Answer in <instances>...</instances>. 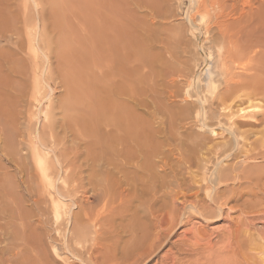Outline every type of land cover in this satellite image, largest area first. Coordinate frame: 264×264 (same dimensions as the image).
<instances>
[{"label": "rangeland", "instance_id": "obj_1", "mask_svg": "<svg viewBox=\"0 0 264 264\" xmlns=\"http://www.w3.org/2000/svg\"><path fill=\"white\" fill-rule=\"evenodd\" d=\"M53 1L0 0V264H89L90 251L96 248L94 240H97L94 244L99 242L98 249L101 242L108 245L110 240L106 238L113 236L108 230V220L114 219L120 210L125 212L126 203H132L136 213L156 204L147 222L148 235L139 232L138 236L142 244L148 240L149 245L151 240L146 237L153 235L155 239L159 231L155 226L167 230L169 226L164 220L174 215L176 207L172 220L177 225L158 242V251L149 250L151 254L145 247V257L137 264H264V144L258 141L264 138V0H204L209 10L207 17L204 15L206 21L197 13L198 0H66L71 4L68 8L65 7L68 3L64 6V1L58 0L65 7L64 13L57 1V6ZM54 6L60 8L56 11ZM68 30L77 34H73L74 38L69 35V48L75 51L69 55L67 49L64 58H69L65 59L69 63L57 51L62 39L68 37ZM66 63L69 71L73 66L76 68L73 71H83H78L76 77L85 76L87 81L83 78V82L90 84H83L85 88L96 84L101 92L105 90V101L108 99L105 102L103 97L101 103L99 88H91L95 89L94 94L90 92L91 99L96 96L99 101L91 100L94 108L99 105L106 110L118 108L127 112H123L125 115L116 111L125 120L127 114L132 116L134 112L127 124L123 120L125 131L121 127V135L124 137L127 132L128 137L125 135L126 144L119 150L125 153L121 158L128 167L121 172L116 170V175L113 171H107L113 175L105 174L107 178L114 176L116 181L112 186L115 193L111 190V195L120 196L114 200L115 206L104 207L106 213L100 211L101 189L95 198L94 186L88 181L92 175V162L85 155L88 143L84 145L72 137H64L58 128L56 132L64 137L63 145L45 148L50 152L48 157L56 162L53 150L57 153L65 148L77 155V160L72 170L66 162L61 167L57 165V171L49 177L36 168L28 154L32 146L42 147L38 141L46 125L45 116L50 113L55 120H62V114L58 115L61 112L52 108L62 101L66 92V80L61 76ZM33 78L38 80L31 81ZM35 82L41 90L33 100L30 94ZM24 94L34 107L28 108L30 104L26 105ZM250 106L258 109L246 116L238 113ZM14 130L15 138L19 135L13 141L17 156H13L16 154L10 151L8 141ZM235 138L240 142L246 140L250 150L246 147L235 153ZM233 142L232 151L225 153L226 145ZM130 151L134 160L126 156ZM207 159L212 163L205 167ZM220 165L229 173L239 170L247 181L251 174L254 184L243 182L246 184V189H241L243 199L222 205L218 219H205L196 212L189 214L193 210L191 204L199 199L193 194L196 188L185 186H196L204 172L203 176L208 177ZM144 166H148L146 170ZM150 171H155V176ZM157 173L164 174L163 178ZM71 175H75L74 182ZM144 175L149 178L146 180ZM158 176L167 178L170 186L164 188L162 185L167 182L159 178L160 183ZM220 189L228 191L224 183ZM203 193L200 199L206 194ZM55 202L61 205L60 218ZM199 204L215 208L206 200ZM97 211L103 216L102 227L89 228L80 245L78 230L88 216L98 215Z\"/></svg>", "mask_w": 264, "mask_h": 264}, {"label": "bare ground", "instance_id": "obj_2", "mask_svg": "<svg viewBox=\"0 0 264 264\" xmlns=\"http://www.w3.org/2000/svg\"><path fill=\"white\" fill-rule=\"evenodd\" d=\"M24 1V0H23ZM56 1H57V3H58V0H54L53 2H54V5L56 4ZM62 1H64V2H66V0H62ZM84 1V0H83ZM204 0H198V6L200 7L199 8V10L198 9H196V10H198V12L197 13H199V15H201L200 17H201V19L202 20H205V17H207L206 15V12L208 13L209 12V10H207L208 9V5H206L204 2H203ZM60 2V4L58 5V4H56V6L58 5V6H60V7H62V9H59V10H61L62 12L64 11L63 9L66 7V8H68V6H70L69 5V1H67L65 4H63L61 1H59ZM89 2V1H88ZM61 3H62V5H66L67 3H68V5H66L64 8H63V6L61 5ZM204 3V4H203ZM215 3V2H214ZM73 4V3H72ZM81 4V3H80ZM79 4V5H80ZM75 5H77V2L75 1V3H74V6ZM55 7V6H54ZM60 7H58V8H60ZM56 8V11H57V7H55ZM54 8V9H55ZM72 8H73V5H72ZM75 8V7H74ZM76 8L78 9V6H76ZM76 9V10H77ZM72 10V9H71ZM211 12V11H210ZM64 13V12H63ZM66 13H67V10H66ZM65 13V14H66ZM239 13V12H238ZM194 14V13H193ZM209 14V13H208ZM67 15V14H66ZM204 15H205V17H204ZM235 15V14H234ZM65 16V15H64ZM86 16V15H85ZM195 16H196V14H195ZM26 17V16H25ZM199 17V16H198ZM89 18V17H88ZM91 18V17H90ZM209 18V17H208ZM218 19V18H217ZM211 20V19H210ZM214 20V19H213ZM206 21V20H205ZM216 23V22H215ZM217 23H218V21H217ZM190 24H192V22L190 23ZM205 24V23H204ZM203 24V25H204ZM209 24V23H208ZM220 24V23H219ZM210 25V24H209ZM61 27V26H60ZM201 27V26H200ZM67 29H69L68 27H66ZM63 29V28H62ZM208 29V28H207ZM27 30V29H26ZM209 30V29H208ZM211 30V29H210ZM69 31L70 30H68V37H66V38H64V39H62V41L60 42V44H59V50H58V48H57V51H59V54H60V56L61 57H66L67 55H68V53H67V49H68V51H70L69 52V55H73V53L75 52V51H73L74 49H72L73 48V46H72V52H71V50H70V48H69V46H71V38H70V36L72 35V37H73V34L75 35L76 33L74 32V31H72L73 33H69ZM67 32V31H66ZM211 32V31H210ZM65 33V32H64ZM70 35V36H69ZM77 35V34H76ZM66 36V35H65ZM64 35H63V37H65ZM62 36H61V38H63ZM222 37H223V35H222ZM74 38V37H73ZM72 38V39H73ZM77 38V37H76ZM75 38V39H76ZM223 38H225V36L223 37ZM74 39V41L76 42V40L78 39H76L75 40ZM209 39H210V37H209ZM212 40V39H211ZM223 41H224V39H223ZM73 42V41H72ZM208 42V41H207ZM54 43H56V42H54ZM77 43V42H76ZM76 43L74 44L75 46H76ZM222 43H224V42H222ZM78 44V43H77ZM219 44H221V43H219ZM72 45H73V43H72ZM78 46V45H77ZM213 46V45H212ZM57 47H58V45H57ZM220 47V46H219ZM221 48V47H220ZM229 48V47H228ZM93 49V48H92ZM49 50V49H48ZM88 50V49H87ZM217 50V49H216ZM94 51V50H93ZM78 52V51H77ZM72 53V54H71ZM32 55V54H31ZM75 56H76V53L74 54ZM98 55V54H97ZM225 55V54H224ZM56 56H58L59 57V55H58V53H57V55ZM226 56V55H225ZM231 56V55H230ZM218 57V56H217ZM235 57V56H234ZM60 58V57H59ZM63 58H61V59H63ZM99 58V57H98ZM56 59H57V57H56ZM65 59H68L69 60V58H64L63 60L65 61V62H67V60H65ZM72 59V58H71ZM97 59V58H96ZM230 59V58H229ZM228 59V60H229ZM227 60V61H228ZM99 61V60H98ZM74 62H75V60H74ZM84 62V61H83ZM67 63H69V62H67ZM66 63V66H65V68L63 67V70H64V75L63 74H61V76H63V78H65V84H64V86H66V89H65V95L61 98L62 99V101H59V103L57 104V106L55 105L52 109L54 110V109H58V111L59 112H61L60 114H58V115H61L62 114V120H59V118H58V120H55L53 117H52V115L50 114V113H48V115H47V117L45 116V118H46V122H45V124L46 125H44V129H43V131H42V135H40L39 136V134H38V136H39V141H38V144L40 145V146H42V147H39V146H32L33 144V142L31 143L32 145V147L31 148H29L28 149V154H30L31 155V157H32V159H33V161H34V165L36 166V168L40 171V172H42V174L44 175V176H46V177H49V175H51V174H53V173H55L57 170V168H58V166L57 165H59L60 167L63 165V163H68L67 164V166L72 170V165H73V163L77 160V155H73V153H71V152H69L68 150H66L65 148H64V150L62 149V150H59V151H57V153H56V151L55 150H53L55 147H57V146H61V145H63V141H64V137H72V139L73 140H78V141H80V143H84V145H86L87 143H88V145H89V150L86 152L87 154H85V155H87V159L88 158H90V162H92L91 163V165H90V162L89 161H87V162H89V163H87V164H89L90 165V167H91V172H92V175L88 178V181L90 182V184L91 185H93L94 186V188H93V192H94V194H96V196H95V198H97L98 196H97V194H98V192H99V189H101V194H100V196H99V198H100V202H101V205H103L102 206V209L100 210V211H102V212H104V213H106L107 212V210L106 209H104V207H107V205L108 204H113V202H115L114 200H118L119 199V197L120 196H118V195H114V196H112L114 193H115V191H114V188L112 187L113 186V184L115 185L116 183H114V181L115 180H113V177L114 176H109V178H107V175H116L114 172L117 170V171H120L121 172V169H125L126 167H128L127 165H125L124 166V164H123V160H122V158L121 157H125V153L123 154V153H121L122 151L121 150H119L120 149V147L122 148V146L124 145L125 146V141H126V139H124V137H125V135L126 134H128L127 132H125L123 135H124V137L121 135V131H122V128L121 127H123V120L125 121V123H126V120H128L130 117H132V116H134V112L132 111V116H130V114L128 115L127 114V118L128 119H124L125 117V113H127V112H125V111H122V112H120L119 111V109L117 108H114V109H112V108H109V110H106V107H105V109L103 108V109H101V107H100V105L99 106H97V108H94L95 107V104L94 105H92V99H94V98H96V96L94 97V98H92L91 99V97L93 96V95H91L90 94V92L92 91V94H94V90L93 89H91V88H94V86L96 85H94L93 84V82H91V84H93V87H90L89 89L88 88H85V84H86V86H88V85H90L89 84V81L88 82H83V80H85V76L82 78L81 76H82V74H79L80 75V77L83 79H79V76H78V78L76 77V74H77V72L79 71V70H77L76 72L75 71H73V69H76V68H74V66L71 68L70 67V69L73 71H69L68 69H69V67L67 68V64ZM97 63V62H96ZM226 63V62H225ZM58 64V63H57ZM73 64V63H72ZM227 65V64H226ZM64 66V65H63ZM69 66V65H68ZM78 66V65H77ZM92 66V65H91ZM80 67H82V66H80ZM83 68V67H82ZM81 68V69H82ZM38 69H39V67H38ZM78 69V68H77ZM29 70V69H28ZM34 71V70H33ZM36 71V70H35ZM60 71H62V68H61V70ZM228 71V70H227ZM32 72V71H31ZM79 72H83V71H79ZM95 72V71H94ZM226 72V71H225ZM48 73V72H47ZM229 75V74H228ZM61 76H60V78H61ZM104 76V75H103ZM89 77V76H88ZM231 77V76H230ZM96 78V77H95ZM62 79V78H61ZM37 81V80H35L34 78L31 80V81ZM62 81V80H61ZM85 81H87V80H85ZM60 82V81H59ZM230 82V81H229ZM31 83V82H30ZM43 83V82H42ZM61 84H62V82H60ZM32 84H33V82H32ZM84 84V85H83ZM88 84V85H87ZM38 85H39V83L38 82H35L34 83V85H33V88L31 89V94H30V96L32 95V97H33V100H35L37 97H36V95H37V93H38V91H40L41 89L39 88L40 87V85H39V87H38ZM212 85H214V83L212 84ZM216 85V84H215ZM230 85V84H229ZM62 86V85H61ZM64 86H62L63 88H65ZM26 87V86H25ZM24 87V88H25ZM95 87H97V86H95ZM42 88V87H41ZM97 88H99V87H97ZM228 88V87H227ZM40 89V90H39ZM217 89V88H216ZM33 90V91H32ZM98 90V89H97ZM214 91H216L215 89H213ZM99 91H100V88H99ZM26 91H24V93H25ZM103 92H105V90L103 91L102 90V92L100 91L99 93H101L102 94V98H100L99 99V101L101 100L102 101V99H103V97H104V95H103ZM210 92V91H209ZM106 93V92H105ZM39 95H40V93H38ZM96 94V93H95ZM215 94V93H214ZM217 94V93H216ZM23 95V94H22ZM25 95V94H24ZM29 95V94H28ZM106 95V94H105ZM26 96V99H27V104L26 105H28V104H30V103H28V102H30L29 100H28V96L27 95H25ZM38 96V95H37ZM97 96H99V94L97 95ZM107 96V95H106ZM31 97V98H32ZM30 98V97H29ZM52 98V97H51ZM60 98V97H59ZM58 98V99H59ZM98 98V97H97ZM95 99V101L96 100H98V99ZM107 99L108 98H106V101H107ZM138 99V98H137ZM42 100V99H41ZM92 100V101H91ZM104 101H105V97H104V99H103ZM99 101H96L97 103L99 102ZM100 101V102H101ZM105 101V102H106ZM35 102V101H34ZM39 102V101H38ZM37 102V103H38ZM103 102V101H102ZM101 102V103H102ZM108 103V102H107ZM106 103V104H107ZM23 104V103H22ZM34 105V104H33ZM92 105V106H91ZM34 107V106H32V103L30 104V105H28V108L29 107ZM43 106V105H42ZM51 106V105H50ZM25 107V106H24ZM100 107V108H99ZM33 108H30V110H32ZM108 109V108H107ZM111 109V110H110ZM116 109V110H115ZM254 109H258V107H254V106H250L249 108H247V109H241L238 113L239 114H243V115H247L249 112H251L252 110H254ZM29 110V109H28ZM27 110V111H28ZM48 110H50V109H48ZM53 110H50V111H53ZM115 110V111H114ZM116 111H119L120 112V114L121 113H123V112H125V113H123V114H125V115H123V117L124 118H121L120 116L121 115H118L119 114V112H118V114L116 113ZM30 112V111H29ZM46 112H48V111H46ZM52 113V112H51ZM53 113H55V111H53ZM129 113H131V111H129ZM46 114V113H45ZM57 116V115H56ZM129 116V117H128ZM57 118V117H56ZM31 119V118H30ZM61 119V118H60ZM132 119V118H131ZM131 119H130V121L129 122H132L131 121ZM45 120V119H44ZM133 120V119H132ZM28 121V120H27ZM30 122V121H29ZM208 123V122H207ZM127 124V123H126ZM129 124V123H128ZM206 124V123H205ZM14 126H16V124L14 125ZM204 127H206L207 125H203ZM129 127V126H128ZM131 127V126H130ZM58 128H60V131L62 132V134L64 135V137L62 138V136H60L61 134L60 133H57L56 131H57V129ZM123 129H124V131H125V128L123 127ZM126 129H127V131H128V129L129 128H127L126 127ZM13 130V129H12ZM15 131V130H14ZM134 131V130H133ZM129 132V131H128ZM16 133H17V131H15V132H12L11 134H9V139H8V141H9V148H10V151L12 152V154H14L15 153V151H16V149H15V151H14V149H13V141L15 140V139H19V135L17 136L18 138H15V136H16ZM20 133V135H22V132H19ZM57 133V134H56ZM263 133V136H264V132H262ZM40 134H41V132H40ZM119 134L121 135V137L119 136ZM135 134V133H134ZM135 136V135H134ZM134 136H132V137H134ZM126 137H128V135H126ZM129 137H130V135H129ZM15 138V139H14ZM18 141V140H17ZM235 146H234V142L233 143H231V144H229V145H226L227 146V148H224V152L225 153H227V152H229L230 150H231V148H232V146H234V148H235V153H240L241 151H242V149H245L246 147H248L247 149H249L250 150V148H249V146H251V145H249V143L247 144V142H246V140H244V141H241L242 142V145H241V142H240V140L238 139V138H235ZM260 143H262V144H264V138L262 139V140H258ZM16 142V141H15ZM36 144H37V142H35ZM65 143V142H64ZM17 145V144H16ZM18 145H23V143L21 144V143H19ZM53 146L54 148L52 149L53 150V152H55V157H56V162L52 159V158H50V157H48L49 156V153L50 152H46L45 151V148H48L49 146ZM262 146V145H261ZM64 147V146H63ZM264 147V146H263ZM44 148V149H43ZM234 148H233V152H234ZM131 149H133V148H131ZM246 149V150H247ZM260 149V148H259ZM58 150V149H57ZM156 150V149H155ZM248 150V151H249ZM253 150V149H252ZM9 151V152H10ZM134 151V150H133ZM132 151V152H133ZM209 151V150H208ZM216 151V150H215ZM219 151V150H218ZM232 151V150H231ZM255 151V150H254ZM128 152V151H127ZM136 151H134L133 153H135ZM233 152H231V153H233ZM250 152V151H249ZM262 152V151H261ZM264 152V151H263ZM79 153V152H78ZM132 153V154H133ZM172 153V152H171ZM209 153V152H208ZM221 153H222V155H223V152H222V150H221ZM235 153H233V154H235ZM260 153V152H259ZM11 154V153H10ZM16 154V153H15ZM72 154V156H74V158H72V157H70V155ZM121 154H123V155H121ZM129 154V153H128ZM136 154V153H135ZM233 154H232V156H233ZM245 154H247V155H249V153H247V151L245 152ZM251 154V153H250ZM253 154V153H252ZM210 155V154H209ZM216 155V154H215ZM219 154H217V156H218ZM221 155V156H222ZM246 155V156H247ZM257 155H258V152H257ZM13 156H17V154L16 155H13ZM127 156V158H128V156H129V159H130V156H131V151H130V154L129 155H126ZM134 157H135V155H133ZM217 156H216V158H217ZM132 157V156H131ZM227 157V156H226ZM84 158H86V157H84ZM133 158V157H132ZM131 158V159H132ZM210 158H212V157H210ZM220 158V157H219ZM229 158V157H228ZM133 160H134V158H133ZM132 160V161H133ZM153 160V159H152ZM213 160V159H212ZM214 160H215V158H214ZM86 161V160H85ZM126 161H127V159H126ZM252 161V160H251ZM125 162V161H124ZM165 162V161H164ZM190 162V161H189ZM248 162V161H247ZM65 163V164H66ZM208 163H212L211 162V160L210 159H207V160H205V167L207 166V164ZM64 164V165H65ZM127 164V163H126ZM129 164V163H128ZM148 164H150V163H148ZM148 164H146V165H148ZM166 164V163H165ZM222 164V163H221ZM66 166V165H65ZM66 166V167H67ZM150 166L152 167V163L150 164ZM149 166V167H150ZM64 167V166H63ZM62 167V168H63ZM79 167V166H78ZM145 167H148V166H144L143 168H145ZM218 167V166H217ZM227 167V166H226ZM242 167V166H241ZM112 168V169H111ZM61 169V168H60ZM127 169V168H126ZM206 169H208V167L206 168ZM212 169V168H211ZM210 169V170H211ZM214 169V168H213ZM229 169V168H228ZM236 168L234 167L233 168V170H235ZM130 170H131V168H130ZM129 170V171H130ZM143 170H146V168L145 169H143ZM199 170V169H198ZM205 170V169H204ZM249 170V169H248ZM111 172V171H113L112 173L113 174H111V173H108V172ZM116 171V172H117ZM147 171H149L148 169H147ZM163 171V170H162ZM206 171V170H205ZM239 171V170H238ZM236 172L235 173V171H234V173H229L228 171H227V168H225V166H224V168H222V166L220 165L217 169H214V170H212V173H211V175L210 176H203L204 174H205V172H204V174L202 175V179L201 180H199V181H197V185L195 186V185H193V186H190V187H188V186H185L187 189L188 188H193L194 187V189L196 188V192L195 193H193L194 194V196H195V198H198L199 199V202H204L205 200H206V202H210L211 203V206H214L215 208H213V210L211 209V208H208V207H203L202 205H200L199 204V202L198 203H192L191 204V207L193 208V210H191L190 212H189V214H195V212L198 214V215H200L201 217H203V218H205V219H207V218H212V217H214V218H217V217H219L220 215H221V213H222V211H223V208H222V205H226L228 202H231L233 199L235 200H237V201H241L242 199H243V195L241 194V189L242 190H245L246 189V187H244V185H246L248 182H252L253 184H254V182H253V177L252 176H250L249 175V177H248V181L243 177V173H239V172ZM66 172H68L67 170H66ZM70 172V171H69ZM68 172V173H69ZM150 172H152V171H150ZM154 172V173H153ZM152 172V174H154V176H155V171H153ZM107 173V175H105ZM130 172H128L127 174H126V176L127 175H130L129 174ZM72 174V173H71ZM144 174H145V171H144ZM147 174H148V172H147ZM152 174H151V176H152ZM158 175L160 174V173H157ZM208 174V173H207ZM68 175H70V173L68 174ZM122 175V174H121ZM120 175V176H121ZM135 175V174H134ZM143 175V174H142ZM161 175V174H160ZM164 174H162L161 175V177L163 176ZM209 175V174H208ZM145 176V179H146V177L147 178H149V175L148 176H146V175H144ZM151 176H150V178H151ZM157 176V175H156ZM165 176H166V174H165ZM164 176V177H165ZM190 176V175H189ZM118 177V176H117ZM124 177V176H123ZM128 177V176H127ZM126 177V178H127ZM153 177V176H152ZM161 177H159L158 176V179L157 180H159V178H161ZM166 177H169L170 178V176H166ZM207 177V178H206ZM71 178H72V180H73V182H74V179H75V175H71ZM134 178V176L132 177V179ZM153 178H155V177H153ZM163 178V177H162ZM161 178V180L164 182V180L166 181V179L167 178H164V180ZM232 178V179H231ZM51 179V178H50ZM121 179V178H120ZM131 179V178H130ZM48 180V179H47ZM117 180V179H116ZM119 180V179H118ZM123 180H124V178H123ZM122 180V181H123ZM128 180H129V177H128ZM127 180V181H128ZM143 180V179H142ZM147 180V179H146ZM153 180V182H154V179H152ZM152 180H151V182H152ZM161 180H159L160 181V183H161ZM126 181V182H127ZM116 182V181H115ZM119 182V181H118ZM152 182V183H153ZM158 182V181H157ZM167 182V185H162L164 188L165 187H168V183H169V181H166ZM243 182H245L246 184H242ZM47 183V182H46ZM49 183V182H48ZM131 183V182H130ZM141 183H144L143 181L141 182ZM221 183H224L225 184V189H228V191H221V189H220V187H221ZM119 184H120V182H119ZM144 184H146V183H144ZM148 184V183H147ZM162 184H165V183H162ZM193 184V183H192ZM238 184H239V187H236L235 188V186H238ZM50 185H52V184H50ZM118 185V184H117ZM129 185V184H128ZM132 185V184H131ZM149 185V184H148ZM158 185V184H157ZM190 185V184H189ZM232 185V186H231ZM256 185V184H255ZM48 186V185H47ZM119 186V185H118ZM133 186V185H132ZM150 186H152V184L150 185ZM160 186V185H159ZM158 186V187H159ZM170 186V185H169ZM231 186V187H230ZM111 187L113 188V189H111ZM114 187H117V186H114ZM145 187V186H144ZM153 187V186H152ZM242 187H244V188H242ZM47 188V187H46ZM54 188V187H53ZM118 188V187H117ZM132 188V187H131ZM149 188H151V187H149ZM223 188V187H222ZM92 189V188H91ZM133 189H134V186H133ZM147 189V188H146ZM152 189V188H151ZM184 189V188H183ZM111 190H113L112 192H113V194L111 195ZM116 190V189H115ZM135 191V190H134ZM133 191V192H134ZM155 191V190H154ZM184 191V190H183ZM99 192V193H100ZM132 192V194H134ZM156 192V193H155ZM154 193L155 194H157L158 192L157 191H155ZM168 192V191H167ZM203 192H206V194H205V196H204V198H202V199H200L201 198V194L203 193ZM152 193V192H151ZM154 193H153V195H154ZM170 193V192H169ZM136 194V193H135ZM134 194V195H135ZM144 194V193H143ZM140 195V196H144V195ZM166 194V193H165ZM168 194V193H167ZM204 194V193H203ZM146 196H147V194H145ZM149 195V194H148ZM192 195V194H191ZM136 196V195H135ZM145 196V197H146ZM151 196V195H150ZM156 195H154V197H155ZM169 196H171V195H169ZM117 197V198H116ZM133 197V196H132ZM148 198L147 199H149V196H147ZM163 197H165L166 198V196H162V198ZM123 198V197H122ZM121 198V199H122ZM133 198H135V197H133ZM140 198V197H139ZM170 198V197H169ZM184 198H186V196L184 195ZM125 199V198H124ZM132 198H130V200H131ZM142 199V198H141ZM145 200V201H148V200ZM150 199L153 201L154 199H153V197L151 196L150 197ZM160 199V202L162 201V199L161 198H159ZM171 199V198H170ZM164 200V199H163ZM127 201V200H126ZM129 201V200H128ZM152 201H150V202H152ZM167 201V200H166ZM175 201V200H174ZM223 201V202H222ZM239 201V202H240ZM119 202V201H118ZM122 202H123V200H122ZM154 202V201H153ZM164 202H165V200H164ZM172 202V201H171ZM59 203V202H58ZM58 203H54L55 205H54V207H55V210H56V213L58 214V218H60V216H61V213H60V210H61V205L59 204L58 205ZM119 203H121V202H119ZM156 203H158V202H156ZM163 203V202H162ZM168 203V201L166 202V204ZM146 204V203H145ZM148 204H150L151 205V203H148ZM147 204V205H148ZM165 204V203H164ZM164 204L162 205V206H164ZM114 205V204H113ZM119 205V204H118ZM121 205H122V203H121ZM156 206V204L154 203H152V206H150L146 211H143L142 210V212L141 213H136V209L133 211L132 209H133V206H132V203H126V206L125 207H123V210L125 211V212H123V213H121L122 212V210H120L117 214H115V216H114V219H109L108 220V224H109V231L110 232H113V236H108V238H106L105 240L106 241H108V240H110V242L108 241V245H105L104 243H105V241H104V243H102L101 242V244L99 245L101 248L100 249H98L97 248V246H98V244H99V242H96L95 244H94V242L95 241H97L96 239L94 240V242H93V245H95L96 246V248H94V252L93 251H90V253H91V259H88V262H92L93 264H137L138 263V261H140V259H142L143 257H145V255L143 254V249L146 247L147 249H148V251L149 250H156V251H158V247H156V245L158 244V242H162V237L163 236H166L167 234L168 235H170L169 233L172 231V229H174V227L177 225V224H174L175 222V220L173 219L172 220V217L173 216H175V212H176V207L173 205V203H171V205H173L174 207H175V212L173 213L174 215L172 216V214H170L171 215V217L170 218H166V220H164V222L166 223L167 222V224H168V229L167 230H165V231H163L161 228H163L161 225H158V226H155V229L156 230H158L159 229V231L157 232V231H155V232H157L156 234H155V236H154V238L155 239H153V235H149L148 237H146L147 239H149V240H151V242H150V245H149V241L147 242H145V241H143V242H145V243H141L142 242V240L141 239H139L138 238V236H139V232H140V234H147L149 231V229H150V225H148L147 224V222H148V220H150L151 219V216H149L150 214H151V211L153 210V206ZM242 205H245L244 204V202H243V204ZM115 206V205H114ZM114 206H111L112 208L114 207ZM120 206V205H119ZM118 206V207H119ZM161 206V207H162ZM169 206H170V204H169ZM169 206H167L168 208H169ZM190 206V205H189ZM246 206V205H245ZM245 206H243V207H245ZM135 208H137L136 206H134ZM140 207H141V205H140ZM161 207H160V209H161ZM172 207V206H171ZM127 210V209H129V210H125V209ZM147 208V207H146ZM163 208V207H162ZM166 208V207H165ZM164 208V209H165ZM173 210V209H172ZM171 210V211H172ZM214 210H215V212H214ZM110 211V210H109ZM133 211V212H132ZM162 211V210H161ZM98 212V211H97ZM121 213V214H120ZM96 214V213H95ZM98 215H95V217L94 216H86L87 217V219L85 220V222H84V224L82 225V228L81 229H79L78 230V233H77V237H78V240H79V244L81 245L82 244V240L83 239H85L87 236H88V234H89V231H88V229L89 228H94V227H96V228H99L100 229V227H102L101 225V217H102V219H103V216H102V213H97ZM142 214H143V216H142ZM186 214V213H185ZM185 214H184V216H185ZM85 215H87V214H85ZM144 215H146V216H144ZM167 215V214H166ZM214 215V216H213ZM177 216H179V214L177 215ZM85 217V218H86ZM207 217V218H206ZM116 218V219H115ZM165 218V217H164ZM176 218V217H175ZM104 219H106V218H104ZM183 219V218H182ZM182 219H181V221H182ZM218 219V218H217ZM82 220H84V219H82ZM163 220V219H162ZM177 222H178V220H177ZM176 222V223H177ZM112 223V224H111ZM163 223V222H162ZM106 226H107V224H106ZM152 226V225H151ZM152 227H154V226H152ZM98 229V230H99ZM142 229V232L141 231H139V230H141ZM98 230L96 231V234H98L99 236H100V230H99V232H98ZM108 230H107V232H108ZM145 233H144V232ZM148 231V232H147ZM153 231H154V229L152 228V233H153ZM151 232V231H150ZM154 232V233H155ZM91 234V233H90ZM93 234H95L94 232H93ZM96 234H95V236H96ZM107 234V233H106ZM108 234H110V233H108ZM102 235V234H101ZM148 235V234H147ZM98 236V237H99ZM144 236V235H143ZM98 237H96L97 239H98ZM100 238V237H99ZM102 238V237H101ZM153 239V241H152V239ZM102 240V239H101ZM100 240V241H101ZM140 240V241H139ZM99 241V240H98ZM164 241V240H163ZM166 242V241H165ZM78 244V245H79ZM97 244V245H96ZM102 244H104L105 246H103ZM102 245V246H101ZM161 245V244H160ZM164 245V244H163ZM77 246V245H76ZM88 246V245H87ZM160 247V246H159ZM161 247H162V245H161ZM156 248V249H155ZM91 250H92V248H91ZM153 251V252H154ZM155 251V252H156ZM150 252V251H149ZM84 253V252H83ZM151 254H152V251L150 252ZM154 254V253H153ZM97 255H99V256H97ZM93 256H96V257H93ZM155 257V256H154ZM153 257V258H154ZM152 258V259H153ZM81 262H82V260H81ZM90 262V263H91ZM86 263H87V261H86ZM89 263V264H90ZM91 263V264H92ZM85 264V263H84ZM148 264V263H147Z\"/></svg>", "mask_w": 264, "mask_h": 264}]
</instances>
